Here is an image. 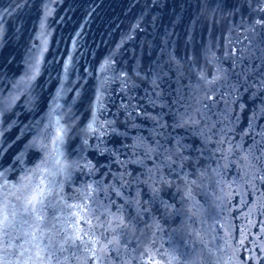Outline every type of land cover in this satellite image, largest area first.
Masks as SVG:
<instances>
[{
  "label": "water",
  "instance_id": "water-1",
  "mask_svg": "<svg viewBox=\"0 0 264 264\" xmlns=\"http://www.w3.org/2000/svg\"><path fill=\"white\" fill-rule=\"evenodd\" d=\"M41 188L11 264H264V0H0V209Z\"/></svg>",
  "mask_w": 264,
  "mask_h": 264
},
{
  "label": "snow or ice",
  "instance_id": "snow-or-ice-1",
  "mask_svg": "<svg viewBox=\"0 0 264 264\" xmlns=\"http://www.w3.org/2000/svg\"><path fill=\"white\" fill-rule=\"evenodd\" d=\"M91 127L92 125L89 124V128ZM58 139H61V137L58 136ZM54 176L55 174L53 173V179L49 181L50 185L56 184ZM24 187L27 188L28 185H24ZM43 192L44 190L41 188L38 191L26 195L23 203L18 206H14L11 215H9L7 204H5L3 209H0V217H2L0 218V238L7 236L9 234V229L16 228L17 225L23 226L29 224V217L38 211H42L43 208L47 207L54 210L56 209L57 205L54 204L51 199L45 202ZM52 216L55 217V211H53ZM35 220L38 222L37 227H39L40 224L45 223L44 218L40 215H36ZM108 227H111V225H108ZM52 228L53 230L55 229V223H53ZM30 235L32 237L33 247L36 249L35 256L37 258L33 261V264H46L44 257L47 258V264H59V260L56 256L57 249L53 247V240L58 233L53 231V234L48 236H45L42 233L39 237L35 233ZM84 235L95 236L97 233L93 230L90 233H84ZM100 235L103 236V233ZM45 239L47 240L46 244L42 243ZM69 240H72L73 244H75L76 241L82 240V236L77 233L74 240L71 236H65L64 243H68ZM109 243L111 244L112 241H109ZM9 247H11V245H9ZM14 255L15 252H9L7 249L0 250V264H11L8 257ZM28 260H32V257L29 256ZM28 260H25L23 264H28ZM17 264H19V261H17Z\"/></svg>",
  "mask_w": 264,
  "mask_h": 264
}]
</instances>
